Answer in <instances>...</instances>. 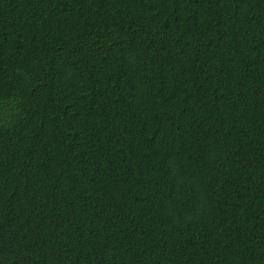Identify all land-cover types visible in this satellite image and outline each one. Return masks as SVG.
Wrapping results in <instances>:
<instances>
[{
    "label": "trees",
    "instance_id": "trees-1",
    "mask_svg": "<svg viewBox=\"0 0 264 264\" xmlns=\"http://www.w3.org/2000/svg\"><path fill=\"white\" fill-rule=\"evenodd\" d=\"M0 264H264V0H0Z\"/></svg>",
    "mask_w": 264,
    "mask_h": 264
}]
</instances>
